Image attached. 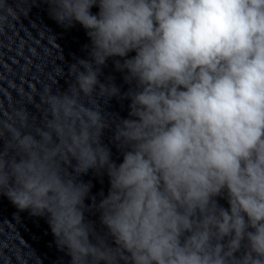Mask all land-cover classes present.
Here are the masks:
<instances>
[{
  "label": "clouds",
  "instance_id": "clouds-1",
  "mask_svg": "<svg viewBox=\"0 0 264 264\" xmlns=\"http://www.w3.org/2000/svg\"><path fill=\"white\" fill-rule=\"evenodd\" d=\"M40 3L87 57L0 105V197L70 264H264V0ZM37 6L3 0L0 25Z\"/></svg>",
  "mask_w": 264,
  "mask_h": 264
}]
</instances>
